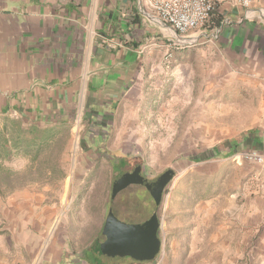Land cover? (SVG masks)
I'll list each match as a JSON object with an SVG mask.
<instances>
[{"label":"crops","instance_id":"1","mask_svg":"<svg viewBox=\"0 0 264 264\" xmlns=\"http://www.w3.org/2000/svg\"><path fill=\"white\" fill-rule=\"evenodd\" d=\"M217 11L219 35L191 48L207 54L193 64L192 97L201 83L209 107L213 100L209 109L232 97L254 100L253 120L244 133L229 134L223 148L227 155L264 151V22L246 19L245 10L231 3ZM171 51L166 32L141 14L135 0H0V111L39 124L82 111L83 123L106 135L118 122L139 124L150 93H164L173 70L183 66L167 59ZM175 79L184 84L183 75ZM124 114L133 118L120 120ZM101 138L96 133L91 143ZM217 147L214 137L208 151L220 162L223 186L192 210L199 228L191 224L192 235L179 243L211 244L207 258L224 244L227 257L242 259L249 234L264 219V171L236 166L230 156L216 158ZM76 249L50 250L42 264H87L86 250Z\"/></svg>","mask_w":264,"mask_h":264},{"label":"rangeland","instance_id":"2","mask_svg":"<svg viewBox=\"0 0 264 264\" xmlns=\"http://www.w3.org/2000/svg\"><path fill=\"white\" fill-rule=\"evenodd\" d=\"M204 59L207 54L194 49L179 54L176 61L183 66L178 71L173 70L167 92L160 95L158 104L149 106L144 102L142 109L148 112L137 116L141 119L139 124L127 126L126 121L118 122L106 135L101 128L84 124L82 111L74 113L73 121L69 122L72 130L63 156L67 177L61 187L32 185L0 199V216L3 218L0 223L8 231L7 235L0 237V246L5 247L0 264H42L49 257L50 250L68 253L83 247L86 251H98L97 238L108 213L112 183L136 166H141L143 176L149 179L168 169L175 172L158 210L162 248L154 263L170 264V258L174 260L178 254L179 242L192 235L191 224L195 226L198 219L192 210L199 202L206 201L211 192L223 186L222 180L217 178L221 175L220 162L210 160L208 151L214 137L220 146L215 149L216 158L222 160L230 156L227 160L236 166L247 163L250 169L264 171V166L248 162L238 165L233 157L240 151L224 155L228 153L223 148L229 134L244 133L241 129L253 120L250 112L254 100L247 102L232 97L225 102H216L215 108L209 109L213 100L209 107L208 100L202 97L201 83L194 93L196 96L192 97L191 71L196 70L193 64ZM175 74L183 75V85L174 84ZM156 81L159 80L156 78ZM153 83L155 86L159 82ZM210 110L214 113H209ZM128 117L133 118L124 114L120 120ZM222 127H230L235 132H224L220 130ZM96 133L105 138L92 144V136ZM116 153L126 156L124 166L118 167L111 159ZM28 164V159L21 156L6 163L17 170H23ZM216 168L219 172H214ZM117 205L122 212V217L118 218L131 223L138 221V214L144 213L150 203L147 192L134 187L119 197ZM250 234L242 259L227 257L228 252L221 243L222 247L214 257L203 261L189 259L188 263L264 264V219ZM53 241L56 244L53 245ZM200 245L189 242L191 258L198 254ZM125 258L108 259L117 262Z\"/></svg>","mask_w":264,"mask_h":264},{"label":"trees","instance_id":"3","mask_svg":"<svg viewBox=\"0 0 264 264\" xmlns=\"http://www.w3.org/2000/svg\"><path fill=\"white\" fill-rule=\"evenodd\" d=\"M217 9L205 26L207 31L221 26L222 18ZM191 48L172 50L166 57L171 61H175L179 54ZM166 92L167 89L164 93ZM164 93L151 92L149 101H147L148 105L158 104L160 95ZM5 113L4 109L0 111V199L7 198L32 185L60 188L67 177L63 156L72 130V125L69 122H72L73 118L63 116L56 121L45 124H39L38 122L24 123L22 119L11 118ZM15 156L28 159L29 164L23 170L8 167L6 163ZM111 159L116 161L118 167L124 166L127 160L126 156L117 153L115 158ZM2 221L3 218L0 216V222ZM7 233L8 231L0 223V237L7 235ZM97 246L98 251L91 250L89 257L87 254L89 250L85 252L87 264L125 263L123 259L112 262L105 258L100 253L99 244ZM199 247L201 250L191 258L189 255V242H182L175 259L170 258V264H192L188 263L189 259L203 261L211 250V244L203 243ZM4 248L2 245L0 246V255H4Z\"/></svg>","mask_w":264,"mask_h":264},{"label":"water","instance_id":"4","mask_svg":"<svg viewBox=\"0 0 264 264\" xmlns=\"http://www.w3.org/2000/svg\"><path fill=\"white\" fill-rule=\"evenodd\" d=\"M174 175L175 172L168 169L149 179L143 176L142 167L136 166L113 181L108 213L97 238L102 256L111 259L128 257L136 262H149L159 255L162 240L159 237L158 210ZM134 187L147 192L150 205L144 213L138 214L137 222L126 223L118 218L122 217V212L118 209L117 201L124 192Z\"/></svg>","mask_w":264,"mask_h":264},{"label":"built area","instance_id":"5","mask_svg":"<svg viewBox=\"0 0 264 264\" xmlns=\"http://www.w3.org/2000/svg\"><path fill=\"white\" fill-rule=\"evenodd\" d=\"M141 14L166 32L168 47L183 50L202 40L217 37L221 27L207 31L205 26L220 4L231 3L245 10L246 19L264 22V0H135ZM262 5L263 7L256 8ZM169 53L167 54V56ZM238 165L248 162L264 166V151H241L233 157Z\"/></svg>","mask_w":264,"mask_h":264},{"label":"flooded vegetation","instance_id":"6","mask_svg":"<svg viewBox=\"0 0 264 264\" xmlns=\"http://www.w3.org/2000/svg\"><path fill=\"white\" fill-rule=\"evenodd\" d=\"M155 260V259H154ZM154 260H152V261H149V262H136V261H134V260H132V259H130V258H125V263L124 264H146V263H148V264H151V263H153L154 262Z\"/></svg>","mask_w":264,"mask_h":264}]
</instances>
